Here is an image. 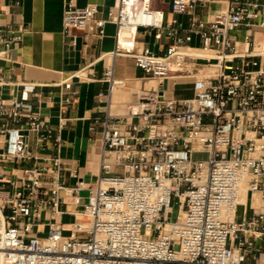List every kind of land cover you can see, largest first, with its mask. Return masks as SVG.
<instances>
[{
  "label": "built area",
  "instance_id": "built-area-1",
  "mask_svg": "<svg viewBox=\"0 0 264 264\" xmlns=\"http://www.w3.org/2000/svg\"><path fill=\"white\" fill-rule=\"evenodd\" d=\"M197 1L171 0V6L189 12ZM260 7L259 0H230L208 27L192 20L184 36L172 27L173 42L155 51L137 46L138 29L164 24V11L151 0H118L106 18L98 16L97 4L68 0L63 26L73 43L80 30L103 33L108 22L116 23L113 55L135 58L141 85L126 114L103 119L98 177L88 181L74 170L73 185L60 180L59 156L51 167L30 165L37 157L27 131L42 144L62 146L55 128L34 110L38 85L22 83L20 96L8 102L0 95V264H264V69L253 58L252 35H245L242 52L232 37L260 17L264 27ZM193 31L215 70L196 77L192 96L168 97L163 81L182 73L187 58L202 55L182 49ZM20 38L18 29L0 25V60L10 59ZM105 75L109 94L100 95L110 101L126 81L115 77L113 65ZM7 83L0 70V88ZM196 151L209 157L194 159ZM244 185L250 197L242 202ZM65 196L82 207L74 214L83 218L69 229L61 219ZM179 198L183 211L173 219Z\"/></svg>",
  "mask_w": 264,
  "mask_h": 264
},
{
  "label": "crops",
  "instance_id": "crops-1",
  "mask_svg": "<svg viewBox=\"0 0 264 264\" xmlns=\"http://www.w3.org/2000/svg\"><path fill=\"white\" fill-rule=\"evenodd\" d=\"M68 0H0V25L18 29L21 38L15 42L10 59L0 60L1 72L8 82L0 88V95L5 102L13 96H20V87L24 82L38 85L41 100L32 99L34 110L50 123L62 139L60 150L54 140L42 144L36 133L27 131L31 149L37 159L30 165L53 166L52 159H61L60 180L67 185L75 184L77 177L72 174L77 170L79 175L88 181H94L100 173V158L103 147V119L108 113L124 115L128 104L136 97L138 79L143 76L131 55L119 53L117 49V25L108 22L104 32L99 29L78 31L77 42L64 32L63 15ZM230 0H198L189 12H176L172 9L171 0H151L152 6L164 11V24L161 29L140 28L137 35V46L158 51L168 47L173 39L168 35L172 27L177 28L184 36L192 20L202 22L208 27L215 16L225 11ZM78 6L89 3L98 5V16L108 17L118 0H74ZM260 11L264 13V0ZM261 17L252 20L251 25L243 24L232 32L237 41L236 50L245 49L244 38L252 35L254 42L253 58L260 61L264 69V27L260 25ZM199 26L196 27L198 29ZM161 33V37L156 34ZM203 41L197 31L192 32V39L182 44V49L201 51ZM252 48V46H251ZM237 58L235 62H240ZM206 56L187 58L183 63L184 71L175 77L163 81L160 85L168 97L187 98L194 94L196 77L212 73L215 69ZM113 65L114 75L124 78L125 87H117L108 96L110 83L105 72ZM249 68H255L250 66ZM71 81L70 88L66 82ZM125 89V90H124ZM71 96L70 103H64L66 96ZM119 95V96H118ZM125 98V99H124ZM100 118V121L97 119ZM61 119L64 124L61 125ZM45 179L52 174L45 173ZM81 194L86 197L87 191ZM250 195H247V199ZM61 216L65 228L70 223L80 220L81 215L74 214L81 210V205L74 202L72 196H65Z\"/></svg>",
  "mask_w": 264,
  "mask_h": 264
},
{
  "label": "bare ground",
  "instance_id": "bare-ground-1",
  "mask_svg": "<svg viewBox=\"0 0 264 264\" xmlns=\"http://www.w3.org/2000/svg\"><path fill=\"white\" fill-rule=\"evenodd\" d=\"M129 33V30L128 29H125L124 31H123V36H125V35H127ZM125 40V38H122V42ZM183 51H186V50H183ZM197 53H200V54H202L203 56L205 55V53L204 52H202V51H196ZM153 84H156V82L154 81V82H152ZM138 87L141 85V83L140 82H138ZM117 89V88H116ZM125 90V89H124ZM119 96V95H118ZM125 99V98H124ZM255 198H254V202H255V204L256 205H259L260 203H261V194L260 193H256L255 195ZM240 200L242 201V202H245V201H247V189H246V186L244 185L243 186V188H242V193H241V198H240ZM182 198H179L178 199V203H179V205H180V208H179V213L178 214H181L182 213Z\"/></svg>",
  "mask_w": 264,
  "mask_h": 264
},
{
  "label": "rangeland",
  "instance_id": "rangeland-1",
  "mask_svg": "<svg viewBox=\"0 0 264 264\" xmlns=\"http://www.w3.org/2000/svg\"><path fill=\"white\" fill-rule=\"evenodd\" d=\"M208 157H209V153L206 152V151H196V152L193 153V158L194 159H207ZM179 208H180L179 203L175 202L174 203V210H173L172 215H171L173 219H175L177 217V215L179 213ZM240 211L242 212V209H240Z\"/></svg>",
  "mask_w": 264,
  "mask_h": 264
}]
</instances>
